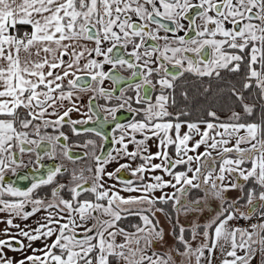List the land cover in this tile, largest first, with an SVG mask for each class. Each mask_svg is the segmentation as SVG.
<instances>
[{
    "label": "snow or ice",
    "instance_id": "obj_1",
    "mask_svg": "<svg viewBox=\"0 0 264 264\" xmlns=\"http://www.w3.org/2000/svg\"><path fill=\"white\" fill-rule=\"evenodd\" d=\"M0 225V264H264V0H0Z\"/></svg>",
    "mask_w": 264,
    "mask_h": 264
},
{
    "label": "flooded vegetation",
    "instance_id": "obj_2",
    "mask_svg": "<svg viewBox=\"0 0 264 264\" xmlns=\"http://www.w3.org/2000/svg\"><path fill=\"white\" fill-rule=\"evenodd\" d=\"M75 118V117H74ZM0 227H3L2 225H0Z\"/></svg>",
    "mask_w": 264,
    "mask_h": 264
},
{
    "label": "built area",
    "instance_id": "obj_3",
    "mask_svg": "<svg viewBox=\"0 0 264 264\" xmlns=\"http://www.w3.org/2000/svg\"><path fill=\"white\" fill-rule=\"evenodd\" d=\"M241 223H243V222H241Z\"/></svg>",
    "mask_w": 264,
    "mask_h": 264
}]
</instances>
